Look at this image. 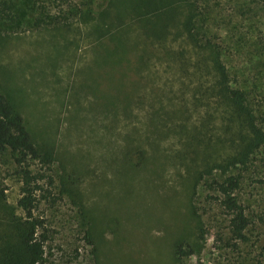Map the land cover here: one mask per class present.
Instances as JSON below:
<instances>
[{"label":"rangeland","instance_id":"obj_1","mask_svg":"<svg viewBox=\"0 0 264 264\" xmlns=\"http://www.w3.org/2000/svg\"><path fill=\"white\" fill-rule=\"evenodd\" d=\"M107 1L62 0L64 11L52 8L51 14L63 23L37 25L33 0H8L16 18L0 24V84L55 157L51 192L57 199L46 198L38 210L50 230L45 264H172L173 241L192 234L190 201L207 239L201 255L186 263L264 264V147L239 191L253 219L248 241L238 251L222 249L218 235L226 233L227 222L206 203L202 186L194 202L190 198V180L174 159L177 136L157 135L155 150L145 133L153 101L168 106L182 97L173 63L153 58L151 76L141 81L148 92L142 96L134 88L118 96L123 81L105 58L115 43L95 42L88 19L70 14L75 6L101 12ZM200 1L207 34L223 46L231 74L264 114V12L252 0ZM125 141L146 149L138 167L123 156ZM9 164L7 158L0 162V182L14 206L20 185Z\"/></svg>","mask_w":264,"mask_h":264},{"label":"trees","instance_id":"obj_2","mask_svg":"<svg viewBox=\"0 0 264 264\" xmlns=\"http://www.w3.org/2000/svg\"><path fill=\"white\" fill-rule=\"evenodd\" d=\"M33 1L37 25L63 23L51 14L52 8L64 11L62 0ZM252 2L264 12V0ZM203 7L200 0H108L101 12L75 6L70 14L88 19L95 42L115 43L114 48L108 46L105 58H109L106 63L114 70L112 74L123 81L121 88L117 79L112 82L118 96L134 88L142 96L148 92V85L141 81L145 74L151 76L153 58L173 63L181 79L182 97L169 100L168 106L159 99L153 101L147 116V139H153L155 149L157 135L177 136L181 147L174 159H179L190 180V198L194 202L203 187L206 203L214 204L227 222L226 233L218 235L222 249L238 251L248 241L253 223L239 191L244 174L253 169L264 147V114L231 74L223 59V46L207 34L201 22ZM15 18L8 0H0V24L10 25ZM132 29L135 33L130 39ZM131 73L137 79L135 84ZM125 145L123 156L132 166L141 165L146 158L143 145L130 148L126 141ZM5 158L10 175L20 186L19 198L11 206L7 188L0 182V264H45L50 230L38 210L46 198L57 199L51 192L54 152L48 143L39 141L0 84V162ZM194 205L190 201L192 234L175 238L172 264H188L205 247L207 234Z\"/></svg>","mask_w":264,"mask_h":264}]
</instances>
